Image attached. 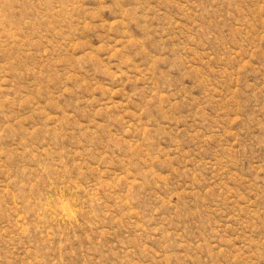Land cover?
<instances>
[{
	"label": "rangeland",
	"instance_id": "374dc122",
	"mask_svg": "<svg viewBox=\"0 0 264 264\" xmlns=\"http://www.w3.org/2000/svg\"><path fill=\"white\" fill-rule=\"evenodd\" d=\"M0 264H264V0H0Z\"/></svg>",
	"mask_w": 264,
	"mask_h": 264
}]
</instances>
